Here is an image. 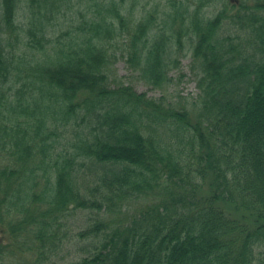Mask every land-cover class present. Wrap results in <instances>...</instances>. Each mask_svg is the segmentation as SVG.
Listing matches in <instances>:
<instances>
[{"label":"trees","instance_id":"1","mask_svg":"<svg viewBox=\"0 0 264 264\" xmlns=\"http://www.w3.org/2000/svg\"><path fill=\"white\" fill-rule=\"evenodd\" d=\"M74 236L68 264H264V0H0V264Z\"/></svg>","mask_w":264,"mask_h":264},{"label":"rangeland","instance_id":"2","mask_svg":"<svg viewBox=\"0 0 264 264\" xmlns=\"http://www.w3.org/2000/svg\"><path fill=\"white\" fill-rule=\"evenodd\" d=\"M225 29L227 32H230L231 34L237 33V30L235 28L226 26ZM244 36V33H242ZM191 58L190 56L185 57L182 59V70L185 73L184 77H181V81L179 85H173L170 87V93L169 95H166V100L168 102H171L172 104H183L184 106H188L194 98V96L198 93V88L196 85V81L193 77V73L191 70ZM116 74L118 77H122V80L133 81L135 90L137 91H146L149 96L159 98L164 91L160 89H153L149 85L142 83L141 81H137L136 78H134L135 75L132 71H129L126 69L125 64L122 61H119L116 64ZM84 172H87L88 174L93 173L95 171V168L91 165H86L83 168ZM123 211H128L130 215L135 214L134 212L137 210V207H140V201H134L131 203L130 206L125 205ZM87 216L86 212L79 213L77 212L75 215L68 217L70 222L72 223V230L73 233L78 232L82 229V220ZM94 241L83 238L80 239L77 236H74L73 238L69 239L65 244L63 245L62 249L59 251V254L52 258V261H54V264H68V262H71L73 260L78 259L81 256L87 255L89 251L93 248ZM9 261V259H8ZM16 262V260H15ZM6 263V262H5ZM10 264V263H6Z\"/></svg>","mask_w":264,"mask_h":264}]
</instances>
